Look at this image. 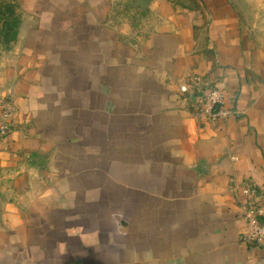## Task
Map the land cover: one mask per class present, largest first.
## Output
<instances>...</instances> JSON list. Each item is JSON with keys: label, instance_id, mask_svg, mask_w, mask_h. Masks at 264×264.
I'll use <instances>...</instances> for the list:
<instances>
[{"label": "crops", "instance_id": "0c3cea01", "mask_svg": "<svg viewBox=\"0 0 264 264\" xmlns=\"http://www.w3.org/2000/svg\"><path fill=\"white\" fill-rule=\"evenodd\" d=\"M100 1L21 34L0 264H264L240 241L244 185L264 212V0H148L131 35ZM194 77L225 115H195Z\"/></svg>", "mask_w": 264, "mask_h": 264}, {"label": "rangeland", "instance_id": "374dc122", "mask_svg": "<svg viewBox=\"0 0 264 264\" xmlns=\"http://www.w3.org/2000/svg\"><path fill=\"white\" fill-rule=\"evenodd\" d=\"M101 3L100 0H0V106L11 101L12 88L24 74L21 34L35 27L36 22L30 16L40 12L51 15L101 13L102 7L104 10ZM107 13L112 29L131 35L133 31H142L148 8L137 0H109Z\"/></svg>", "mask_w": 264, "mask_h": 264}, {"label": "built area", "instance_id": "2783aa9c", "mask_svg": "<svg viewBox=\"0 0 264 264\" xmlns=\"http://www.w3.org/2000/svg\"><path fill=\"white\" fill-rule=\"evenodd\" d=\"M190 86L198 100L195 115L214 119L227 113L223 107V94L220 88L208 85L194 77L179 86V91L185 100ZM14 111L15 105L11 101H5L1 105L0 136L5 135L11 129V118ZM242 194L245 196L246 202L242 210L244 228L240 235V241L252 248L264 241V212L253 200L255 188L252 185H244Z\"/></svg>", "mask_w": 264, "mask_h": 264}, {"label": "water", "instance_id": "95a60500", "mask_svg": "<svg viewBox=\"0 0 264 264\" xmlns=\"http://www.w3.org/2000/svg\"><path fill=\"white\" fill-rule=\"evenodd\" d=\"M148 2V0H138V3L145 5Z\"/></svg>", "mask_w": 264, "mask_h": 264}, {"label": "trees", "instance_id": "16d2710c", "mask_svg": "<svg viewBox=\"0 0 264 264\" xmlns=\"http://www.w3.org/2000/svg\"><path fill=\"white\" fill-rule=\"evenodd\" d=\"M11 10V12H12V9H10Z\"/></svg>", "mask_w": 264, "mask_h": 264}]
</instances>
